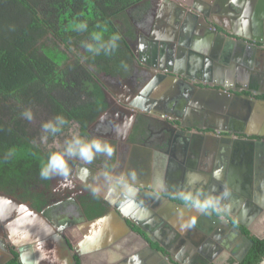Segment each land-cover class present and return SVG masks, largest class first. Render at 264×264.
I'll return each mask as SVG.
<instances>
[{
  "label": "water",
  "instance_id": "95a60500",
  "mask_svg": "<svg viewBox=\"0 0 264 264\" xmlns=\"http://www.w3.org/2000/svg\"><path fill=\"white\" fill-rule=\"evenodd\" d=\"M147 1L148 0H144L142 3H146ZM224 1L225 0H215L213 4H208V2L206 1H202L201 3H203L206 7H213L212 12L214 14H223ZM139 5L140 4H137L136 6ZM164 8L168 11H171L169 13V16L166 18L164 17L166 13L165 11H159L158 14L154 13L152 14V23L158 22L157 19H159L161 16L162 20L165 23L167 22L168 24L167 26L164 25L162 27H168L170 32H174V34H176V32L178 31L179 35V33L181 32L179 40L177 38V41H179L180 43L185 42L187 39H189L190 33L194 28L203 27L204 29H211L212 34L214 33L218 36L216 40H219L217 41L218 43H220L219 46H221V42L226 39L225 42H227L228 46L230 47L223 51V59L218 58V54H220L218 49H214L212 51L210 58H213L214 61H217V63L210 65L207 64L206 66V69L210 73L213 72L214 75L210 78H207L208 90H205L203 86L204 82H199V85L198 82H192L193 78L189 75L182 77L181 74L183 75L187 73L178 71V69H176V65L173 64L171 59L167 57L169 52L168 49H173V46H177L175 41L173 40V36L172 39H169L167 41L166 39H164V36L158 38V34L156 35V31H146L142 28L139 30L136 29V37L133 41L136 45H140V42L138 43V40L140 39L141 41V38L144 36V34L146 35V38L142 40V45L146 47L145 50L150 55V62H152V64L145 63L143 59L146 58L142 57L140 53L136 51L135 44L133 47V42L129 41V45L134 56V62L136 63V67L131 78L135 79L137 82L140 80L143 81L144 79L147 80V83L150 82L147 89H150L154 87L155 83H158L160 79L168 77L177 79L178 76V81L184 82V84L188 85V87L192 86V90L189 91L188 89L187 96L183 98H176V100L173 101V104L176 103L175 107H177V105L179 104L177 103L179 99L181 105H184L185 107L186 103H184L183 101L188 102L189 94L200 89L201 91L211 92L210 96L215 100L218 99L217 101L221 103V105L219 106L220 112L222 114L224 112L226 116L231 118L229 127H220L221 125H215L214 123H206L205 125H203L198 122L199 120L190 118L189 105L187 104L188 109L185 107L186 112L183 118L182 116L178 115V118L176 119L182 127L186 126V128H191L192 126H194V128H196V130L198 131H194V135L192 137H189L191 132H187V130L181 128L183 132L186 131L184 135L185 137L182 136L181 138H178V141H174L175 143H172V140L170 139H166L163 144H159L157 148L153 149L158 155L159 153L157 151H160L161 154H165L163 153V151L167 153L176 151L175 154L179 155L180 160L188 157V159L191 158L200 162V159H203L202 162H208L209 164L211 163L210 161H208L209 159H212L213 161L215 160L216 164L214 165V173L216 174V176H220V174L222 173V169L220 168L219 163L222 162L224 158L221 157L220 154H218L217 156L214 155L213 151L210 150L209 145L207 146V144L210 134L214 138H217L218 134L216 132H222L225 135L226 139L231 142L230 144H226V148L230 153L229 161L227 159L224 161L225 163H229V177L226 179V184H219L216 178L213 177L211 179V184L208 185L210 183L211 174H207V183L198 187L199 189H201L199 191H203L205 195L212 197H220L225 191L229 193L228 196L223 197L227 200L228 204H221L220 209L215 210L218 211V214L222 213V215L215 214L213 210L201 211L192 207L184 206L180 202L175 201L174 198L177 197V194H174V192H172L171 190V187H169L168 182L170 180L167 176H164V180L166 181L165 187H151L152 191L147 190L150 187H148V185H146L144 182L136 180L130 181L129 190H127V193H125L126 196L122 198L123 202H121L120 204L114 203L113 208L110 211L106 212L104 215L90 220L88 219V217H86V214L83 210L81 219H68L64 221V223L55 220L51 216L52 210H54V208L56 209V207L60 205V203L58 202L50 204L43 209L38 210L24 200L16 198L13 195L0 192V197L2 199H7L9 201V204H11L10 208H13L10 211V216L6 215L5 217H3V220L4 223H7V221L9 220V226L7 227L8 235L11 239V242L16 247V251L19 254V259L22 264H35V262H38L39 259L43 258H46L48 262L51 261L52 264H75L76 256L80 258L81 264H90V261L96 259L98 253H100V249H104L105 247L108 248L107 246L109 245L110 235L109 232L106 231V228L104 227V230L102 232L95 234V237L94 235H92L91 237L89 235H86L85 242L88 245L92 244V249L97 250L95 253H86L83 249L82 243V247L74 244L71 240H69L68 234L66 232L68 228L73 225H87L92 222L93 224H96L97 221L101 222L103 225H111L112 230L114 229L115 232L122 235L121 238H117V242L123 241L125 238L131 235L139 236L140 239L145 242V248L147 249L148 253H158V255L161 257V262H163L164 264H175L170 262V260H173L174 262L176 260L180 264H187L188 260H184V257L179 253H181L182 251L191 252L193 251V248L197 249V247L195 246L196 244L192 241V239H190L188 235L191 232H207L206 224L208 222H211L212 220L215 222L218 221L225 223L228 226L229 231L231 232L230 236H228L229 240H231L230 242L234 243V241H238L237 248L235 250L231 249V254L236 262L243 261L250 248L252 247L253 241L250 239V237L244 234L242 232V229L237 228L235 225H233L229 218H234L246 227L249 226L247 222L249 221V219L245 222L243 221L244 216L246 215V208H243L239 212H237L238 208L234 205L236 202L237 204H239L241 200L244 199L243 195L245 193L241 192L238 194L237 191H239V189L236 187V177L232 176L237 174L242 175V188L240 190L242 191V189H247L252 185L251 179L254 176V171L249 167L252 165L251 162L255 161L257 165L259 162L260 164L263 163L261 160H263L262 158L264 157V140L254 139L252 138V136H264V99L257 97V95L261 94L264 91V78L260 82L261 88L259 86L254 89V92L257 95H237L235 93L236 91L234 90L235 86H231L230 82H227L225 79L230 72L234 73V70L237 71V77H245V82L246 80L247 82H249V77L251 74H253L254 76L259 74V72L256 74L258 70H255V67L254 69H252L253 66L250 64V62L245 60L247 49L245 53L243 52V48H245V46H251L249 44L250 40L264 42V0H259L258 5L254 7V11L252 12V14L254 15V24L252 26H250V16H248L246 19L238 18L242 24V27H239L241 30L239 31V38H243L241 39V41L238 40V44H235V42L237 43V40L234 39V35H236V33L228 34L229 36L227 38L224 31H219L217 29V26L215 25L217 23L212 21L209 15V11L197 7L195 3L193 5H184L183 3L169 0L167 6ZM144 13V16H148L151 11L150 9H147ZM243 30L245 31L243 32ZM246 31L249 33H253V35H255V38H251V34H246ZM207 38H210V35L205 36L203 34L201 36V38L199 39V43H201V45L198 48H201L202 46L204 47V45L207 44ZM188 45L189 43L187 45L184 44L183 46H187L188 48ZM222 46L224 45L222 44ZM217 47L218 46L215 45L214 48ZM202 51L206 52L205 50ZM232 56L236 58H232L234 64H230L227 60H225ZM158 62L160 63L156 64ZM220 62L225 63L223 64ZM139 68L142 69L141 73L138 72L140 70ZM151 68L158 71H152ZM259 69L264 72V65H261ZM148 71H151L153 74V76L149 78V80L144 78V75L142 74V72L146 73ZM219 84L221 85L220 87L216 86ZM103 89L105 97L108 98L107 104H110L111 102L113 106H115L116 99L113 100V96L110 90H108L107 87H103ZM164 90L165 91H163V93L168 91L169 87L168 89ZM132 95H134L133 90L130 93V97L128 98L130 101H124L127 102L131 107L127 108V111L138 113L137 110L139 109H144V111L146 112L151 110V108H149L148 106L144 107V105H142L138 101V99L131 100ZM198 95L201 97H205L206 93H199ZM169 96L171 95L165 93L163 97L158 94H151V96L149 97H151L150 99L156 100V103H159V101L168 103L170 98ZM157 97L159 98L157 99ZM156 103L151 104L153 107H156V111L158 110L163 114H168V111L157 108L158 105H156ZM258 104H260L262 108H259ZM180 108H178V111H180ZM114 110L112 109V107L105 109L101 113L99 121H102L105 117H107V115L115 113ZM120 111L127 114L129 113L126 111V107L120 109ZM220 112H216L215 116L221 117L222 115ZM226 116L223 115L225 119L227 118ZM123 118L124 117H122V119ZM258 118L261 119V121L257 120ZM133 120L134 118L132 116V122ZM189 120L195 123L188 124ZM122 123H126V121L123 120ZM131 128L132 127H130V129ZM203 129H209V131H211L205 132ZM236 132L241 133L245 136L241 138L239 137V135H234ZM139 133V131H137V133L135 134L133 132L135 137L140 136ZM226 154H228V152H226ZM80 165H82L83 169H85L86 173L89 175L95 173L97 175V178H99V176L102 177L103 175L99 170H97L90 164L86 165L83 163L81 164L80 162ZM191 166L192 168H197L194 163L191 164ZM178 167H176V169L183 168L182 165H179ZM261 168H264L263 164ZM144 187H147V189H145ZM229 188H232L234 191H229ZM123 190H125V188ZM139 194L145 196V199H142L145 203H140L142 201L138 200V197H135L137 195L139 196ZM258 196H261V194L259 193ZM168 205H171V207L168 208ZM173 210L174 212H172ZM177 210H179L180 212V215L177 218L178 222L180 223L178 225H175L177 219L171 218L170 215L173 216V214ZM193 210H197L198 213L195 214ZM255 214L251 213L249 217H253ZM13 215L15 216L11 217ZM188 218L190 221L195 219V223L191 224L190 221H188ZM259 222H261V220H259ZM131 224L138 227L143 233L149 236L150 240H156V238L154 237L155 235L168 236L173 239L170 242L158 239L159 244L172 254V258L170 259L162 250L153 248L148 241L140 236L141 234L136 231ZM187 224H189V228L187 227ZM68 232L70 233V231ZM253 234L259 238H264V233L260 231H253ZM180 235H183V237L181 238ZM176 249H179V253L176 252ZM151 259L153 258H147L146 264H152L150 262ZM6 262V260H0V264H6Z\"/></svg>",
  "mask_w": 264,
  "mask_h": 264
},
{
  "label": "trees",
  "instance_id": "16d2710c",
  "mask_svg": "<svg viewBox=\"0 0 264 264\" xmlns=\"http://www.w3.org/2000/svg\"><path fill=\"white\" fill-rule=\"evenodd\" d=\"M143 1L0 0V190L42 209L50 180L39 178L40 161L48 150L57 149L56 143L63 142L70 131L89 136V125L107 107L99 73L132 74L134 56L129 40L136 34L131 18L144 14L147 2L143 5ZM77 21H87L90 31L97 22L106 21L109 32L121 35L118 51L111 57L81 62L80 42L88 33L72 30ZM121 61L128 65L127 70L120 66ZM29 107L34 112L31 122L20 115ZM56 114L65 115L69 127L63 134L42 139L41 124ZM9 148H15L16 155L4 161ZM102 159L97 157L99 162ZM98 200L96 196L84 200L88 219L107 212V206ZM243 230L253 245L243 261L230 258L227 264H259L264 258V238L246 227ZM13 254L6 264H22L18 253ZM75 264H81L79 257Z\"/></svg>",
  "mask_w": 264,
  "mask_h": 264
},
{
  "label": "flooded vegetation",
  "instance_id": "af4514ba",
  "mask_svg": "<svg viewBox=\"0 0 264 264\" xmlns=\"http://www.w3.org/2000/svg\"><path fill=\"white\" fill-rule=\"evenodd\" d=\"M203 0H195V4L199 8H203V10L209 11V15L212 19V21L216 22L215 24L217 26V29L221 31L219 28L221 26H224L225 24L222 25L224 20L218 21L214 20L215 14L212 12L213 7L211 8L204 6L203 3H201ZM147 4V3H146ZM145 5V3H143ZM193 5V4H192ZM155 12V11H154ZM154 12L150 13L148 16L143 17V22H138L136 19L133 20V25L135 26V31L136 29H144V27L141 25V23L144 25H148L149 27L152 26V17L151 14H154ZM156 13V12H155ZM151 18L150 20H148ZM158 26V25H157ZM156 27V26H155ZM154 27V28H155ZM225 27V26H224ZM205 31V30H204ZM228 35V34H227ZM229 36V35H228ZM253 38H255V35L251 34ZM136 37V36H135ZM238 38V37H237ZM135 39V38H134ZM243 38H238V40L241 41ZM130 41V40H129ZM132 42V41H131ZM140 42V47L146 48L144 45H142V41L140 39L138 40V43ZM251 46H245L243 48V52L246 53L245 60L250 62V64L256 68L255 70H258L256 76L253 74L250 75L249 77V82H245V77L240 76L237 77L238 80L236 82H230L231 85L235 86L234 90L236 91L235 93L237 95H244V94H249V95H257L254 92V89L260 86L261 88V80L264 78V72L259 69L261 65H264V42H259L255 40H250L249 41ZM135 44V43H134ZM258 50L259 52H256ZM256 54H261V58L259 56V59L257 60ZM244 59V58H242ZM145 63H151L150 58L149 59H143ZM160 62L156 63L159 64ZM138 66V65H137ZM160 66V65H159ZM136 67V63L134 62V69ZM140 69V68H139ZM142 69H140L138 72L141 73ZM134 70L132 74L128 77H120V76H114L110 73H107L105 71L101 72L98 74V80L101 82V85L103 87H107L108 90H110L113 100L116 99L115 106L110 102V104H107V108L112 107L115 113L118 109H122L126 107V111L128 110L127 108H131L130 105L127 103L130 101L128 98L130 97V93L132 90L134 91V95H132L131 100L138 99V101L144 105V107L148 106L149 108H152L151 104H155L156 100L150 99L151 94L152 95H160L163 97V95L168 93L169 96V101L168 103H164L163 101H159V103H156L158 105L157 108L161 110H166L168 111V114H159L160 116L154 117L149 114H144V112H141V110H137L138 113H135L132 111H127L129 112L124 113L121 111V114L123 115L122 120H112L109 118V116L105 117L102 121L100 119L101 116H99L95 121L91 123L88 127V134L89 136H99L107 140L108 142L112 143L116 147V153L111 159H108L104 156L101 162L97 161V158L95 159L96 163L93 162L94 164H91L93 167H95L97 170H99L103 175L102 177L99 176L97 178V175L93 173V175L96 177H90L87 175L85 169H83L82 165H80L79 160H72L71 163V171L70 174L67 177H61L60 180L55 179L56 177L50 179V185L49 188L46 189L47 193V201L43 205L42 209L50 204L53 203H60L56 209L52 210L51 216L55 219L60 221L61 223L68 219H81L82 217V211L84 210L86 214V209L84 206V200L89 199L91 200L93 197H97L104 205L107 206V212L110 211L113 208L114 205V197H116V200L118 201L115 204H120L123 202V199L127 193V190H129V186H122L119 184H116V176H121V175H127L128 172L130 171H135L136 172V181H141L145 182L147 180H153L156 173V169L158 166V163H153L151 161L150 155L148 151L144 148L147 144L154 148L155 144L159 146V144H163L166 139L172 140V143L177 140L178 138H181L182 136L185 137V132L181 130V128H184L185 130L190 131L191 134L189 137H192L194 135V131L196 128L192 126L191 128H186V126H181V124L178 122L176 118H178V108L182 107L180 99L178 100L177 107H175V104H173V101L176 100V98H183L188 95V89L189 91L192 90V86L188 87V85H185L184 82L178 81L177 79H174L172 77L168 78H163L160 79L158 83H155L154 87L147 89L148 85L150 82L147 83V80L143 81H136L135 79L131 78L133 75ZM144 75V78L148 79L153 76L152 73L142 72ZM263 74V75H262ZM200 79L201 76H199ZM240 78V79H239ZM247 78V77H246ZM206 82V81H202ZM208 85H205L207 87ZM220 87L221 85H216ZM165 93L164 89H168ZM264 88V86H263ZM162 91V93L160 92ZM197 94L199 93H206L207 95L205 97H201L198 95V105H202V100H205L209 104L210 108H206V116H207V111L210 109L211 114L209 113L210 117L207 116V118L202 119V121H198L200 124L205 125L206 123H211L215 125H221L220 127H229L230 126V121L231 118L226 116V114H223L220 112V105L221 103L214 98L210 96L209 91H201L200 89L197 90ZM190 95V94H189ZM212 95V94H211ZM262 95V96H261ZM168 97V96H167ZM166 97V98H167ZM172 97V98H171ZM257 97L264 99V91L257 95ZM159 97H157L158 99ZM172 99V100H171ZM108 98H106V101ZM128 100V101H127ZM161 100V98H160ZM127 101V102H124ZM186 103V101H183ZM174 106V107H173ZM160 112V111H159ZM221 113V117L215 116V113ZM114 113V114H115ZM161 113V112H160ZM113 113H111L112 115ZM212 115V116H211ZM224 116L227 118L225 119ZM132 116L134 118L132 122ZM143 116H146L148 119L143 118ZM125 120L126 123H122V121ZM147 120V123L145 124L144 121ZM135 121V122H134ZM212 121V122H211ZM217 121V122H216ZM197 122V123H198ZM195 122L190 121L188 124H194ZM234 125V124H233ZM130 127H132L130 129ZM247 128V126H246ZM245 128V129H246ZM130 129V130H129ZM137 130L140 132V136H134L135 133H137ZM204 130V129H203ZM129 131V132H128ZM133 131V132H131ZM205 132H210L209 129H205ZM218 134L217 138H214L211 134L209 135L208 138V144L210 150L213 151L214 155L220 154L221 157L224 158V160L230 159V153L226 148V144H230L225 135L222 132H216ZM234 135H239V137L243 138L245 135L236 132ZM206 137V136H205ZM120 138V139H119ZM254 139H259V140H264V136H252ZM207 140V138H206ZM176 142V141H175ZM174 142V143H175ZM63 143V142H62ZM154 146V147H153ZM228 152V154H226ZM261 160L264 165V157ZM203 159H200V162L195 160V159H188V157H185L182 161L183 163V168H185L186 172L189 171H198L200 172L203 176H201L203 184L207 183V174H211L210 176V183L211 184V179L214 177L216 178L217 182L219 184H224V180H220L221 178H218L220 176H216L214 173L215 166L209 168V163L202 162ZM195 164L197 168H192L191 164ZM82 164V162H81ZM251 166H249L253 171H254V179H251L253 181L258 180L259 182L264 181V168L262 169L260 162L255 163V161L251 162ZM228 165V164H227ZM226 165V171L225 174L227 176L228 168ZM109 167H111L109 169ZM217 167V166H216ZM107 173L109 176H111L113 179L109 180L107 176L105 175ZM172 173H175L174 171ZM224 176V175H223ZM224 176L223 178H226ZM74 177V183L70 182L71 178ZM227 179V178H226ZM116 182V183H115ZM242 183V182H241ZM226 184V181H225ZM41 185H37L40 189L44 190V187ZM69 187L71 191H66L64 192L65 187ZM150 187V186H148ZM259 185L256 184V188H258ZM59 188V189H58ZM93 188H99V195H93L92 189ZM125 188V190H123ZM147 189V187H144ZM143 188V189H144ZM256 188H254L252 185L248 187L247 189L244 190V199L243 202L239 203L240 206L237 210L239 212L241 209L246 208V215L244 216V222L249 219L248 222V227L245 225L239 223L237 220L234 218H229L230 221L235 225L237 228L242 229V232L244 233L243 227H246L248 230H250L251 234H253V231H259L261 226H264V219H260L259 215L264 214V197L259 201L258 199L261 196H258V192H256ZM62 190V194L55 195L56 190ZM147 190H151V187L148 188ZM229 191H234L232 188H229ZM0 192H4L3 190H0ZM6 193V192H4ZM8 194V193H6ZM239 194V192H238ZM11 195V194H9ZM16 197V196H15ZM138 200L142 201L140 203H145L144 200L145 196L142 194H139V196H135ZM18 198V197H16ZM76 198V199H75ZM20 199V198H19ZM22 200V199H21ZM98 200V201H99ZM175 201L180 202L182 205H184L181 201H179L176 197L174 198ZM234 200V199H233ZM25 201V200H24ZM28 202L32 207L33 204L30 201ZM138 203V204H140ZM221 204H228L227 200L225 198L222 199ZM237 202L234 204L236 207ZM11 204H9V201L7 199H2L0 197V260H6L7 262L11 259L14 258L13 252L16 251L15 245L11 242V239L8 235L7 227L9 226V220L7 223H4L3 217L6 215H9L11 210L13 208H10ZM185 206V205H184ZM35 208V207H34ZM41 210V209H40ZM195 214H197V210H193ZM215 214H218V211H214ZM253 213L255 214L253 217L249 215ZM218 215H222V213H219ZM10 216V215H9ZM15 215L11 216L14 217ZM86 217L87 214H86ZM258 217V219H256ZM95 219V218H94ZM195 220V219H194ZM261 220V222H259ZM188 221L189 218H188ZM246 222V223H247ZM189 223V222H188ZM136 231H138L146 241L150 243V245L158 250H162L170 259L172 258V254L165 249L163 246H161L158 242V239L168 241L170 242L171 239L168 236H154L156 240H150L149 236H147L145 233L139 230L138 227L134 226L131 224ZM103 228H106V231L109 232V245L107 246L108 248L100 249V253H98L96 259L90 261V264H146V259L147 258H153L150 260L152 264H164L161 262V257L157 254H149L147 249L145 248V242L140 239L139 236L136 235H131L125 238L123 241L117 242V238H121L122 235L120 233L115 232V230H112L111 225H103ZM187 227L189 228V224H187ZM138 229V230H137ZM206 229L207 232L203 233H197V232H191L188 236L192 241L196 244L195 246L197 249L193 248V251L188 252V251H182L181 253L178 252L179 249H176V252L179 253L184 257V260H188L187 264H227L228 260L230 258H234L231 254V249H236L238 241L234 243L230 242L229 240L230 236V231L228 229V226L225 223L222 222H215L211 221L206 224ZM69 230V229H68ZM71 230V229H70ZM69 234V233H67ZM245 234V233H244ZM71 235H68V238ZM181 238L183 235H180ZM174 237V236H173ZM177 237V236H175ZM71 239V238H70ZM116 241V242H115ZM175 248V247H174ZM17 252V251H16ZM18 253V252H17ZM19 256V254H18ZM78 257V256H76ZM170 262L175 263V264H180L175 260H170ZM35 264H52V262H48L46 258L39 259L38 262H35Z\"/></svg>",
  "mask_w": 264,
  "mask_h": 264
},
{
  "label": "crops",
  "instance_id": "0c3cea01",
  "mask_svg": "<svg viewBox=\"0 0 264 264\" xmlns=\"http://www.w3.org/2000/svg\"><path fill=\"white\" fill-rule=\"evenodd\" d=\"M173 1L183 3L184 5H187V4L192 5L195 3V0H173ZM203 1L208 2V4H213V2L215 0H203ZM258 1L259 0H225L224 5H223V14L215 13L214 20H215V18H216V20H218L220 22H221V20H224L222 25L225 24V22H227L224 25L225 27L221 26L219 28L221 31L225 32L227 38H228L227 34L236 33V35H234V39L237 40V43L235 42V44H238V38L240 36L239 31H241L239 27H242V24L238 18L246 19L248 16H250V26H252L254 24V21H253L254 15L252 14V12L254 11V7L256 5H258ZM168 2H169V0H148L146 8L150 9L151 13L155 11L157 14L159 11H161V12L165 11L166 13H165L164 17L166 18L169 16V13L171 12V11H168L167 9L164 8L167 6ZM147 9H145V10H147ZM144 14L141 13L139 15H136L137 18L135 16L134 18H131V19H132V21L136 19L138 22H141V20L144 17ZM151 17H152V14H151ZM150 19L151 18H149L148 20H150ZM157 20H158V22L152 23V26H150V27L148 25H145V23H144V25L141 23V25L144 27V29L146 31H150V30H152L153 32L156 31V35L158 34L157 35L158 38L164 36L165 37L164 39H166L168 41L169 39H172V36H173V40L175 41L177 46H173V49H168L169 52H168L167 57L170 58L171 61L173 62V64L176 65V69H178V71L183 72V73H187V74H183V75L181 74L182 77L189 75L193 78L192 82H198V83L202 82L204 80L206 82H204L203 86H204L205 90H208L207 87H205V85H208L207 78L212 77L214 75V73L213 72L210 73L206 69V66H207V64L210 65V64L217 63V61H214L213 58H210V55L214 49H218V51L220 52V54H218V58L223 59L222 58L223 51H225L229 47L228 43L225 42L226 39H224L223 42H221V46H219L220 43L217 42L219 40L218 39L216 40V38H218V36L214 33L212 34L211 29L208 30V29H204L203 27H196L190 33L189 39H187L185 42L180 43L179 41H177V38L179 40V38H180L179 36L181 35V32L179 33V35H178V31L176 32V34H174V32H170L168 27H165V28L162 27L164 25L167 26L168 24H167V22L165 23L162 20L161 16ZM152 21H153V19H152ZM142 22H143V20H142ZM132 24H133V22H132ZM132 26H133L134 33L136 34L135 26L134 25H132ZM155 26H157V27H155ZM244 31L245 30H243V32ZM201 32H202V35L203 34L205 36L210 35V38H207L208 42H207V44L204 45V47L202 46L201 48H198L201 45V43H199V39L202 36ZM245 33L249 34V35L253 34V33L247 32V31ZM250 37L253 38L251 35H250ZM134 38L130 39V41L133 42L132 43L133 47H134V43H135L133 41ZM144 38H146L145 34L141 38V41ZM188 43H189L188 48H187V46H185V47L183 46L184 44L187 45ZM170 44H172V43H170ZM222 44L224 46H222ZM215 45H217L218 47L214 48ZM135 49H136V51H138V53H140V55L142 57H144L146 59L150 58V55L146 52L144 47H140L139 45L135 44ZM199 49L205 50L206 52L199 50ZM247 50H250V49H247ZM256 52H259V51L256 50ZM231 53H232V51H231ZM259 53H261V52H259ZM259 56L261 58V54H256L257 60L259 59ZM232 58H235V57L232 56V57H229L225 60H227L230 64H234V61ZM150 61H151V58H150ZM220 63L224 64L225 62H220ZM202 68H203V70H202ZM151 70L152 71H158V70H154L153 68H151ZM236 72H237L236 70H234V73L230 72L227 75V78L225 80L227 82H231V83L236 82L238 80V78L236 76L237 75ZM149 73H152V72L149 71ZM199 76H201L202 79H200ZM177 80H178V76H177ZM199 85H200V83H199ZM160 92L162 93V91H160ZM196 92H198V91L196 90ZM196 92L190 93V95L188 96L189 100H188V102H186L185 107L188 109L187 104L189 105V116H190V118H192V119L194 118V119H197L199 121H202V119H204V118L206 119L207 116L210 117L209 113L211 114V112H210L211 110L209 109L207 111V116H206L205 110H206V108H210V106H209V104H206L207 102L205 100L201 101L204 104H202L201 106L198 105V99H197L198 94ZM185 107H184V105H182V107L180 108V111L177 112L179 116H182V118L186 112ZM258 107L262 108V106L260 104H258ZM155 108L156 107H152L151 110H149L148 112H146V111H144V109H142L141 112H144V114H149V115L154 116V117L160 116L159 114H162V113H160L158 110L156 111ZM118 111L121 112L120 109H118ZM201 112H203V113H201ZM123 115L124 114H121V113H119V114L113 113L112 115L109 114L107 116H109V118H111V120L113 117V120L117 121V120H122ZM143 118L148 119L146 116H143ZM257 120L261 121V119H259V118ZM144 123L146 124L147 120H145ZM154 146H155L154 148H152L148 144L146 146H144V148L146 149V151H148V153L150 155L151 161L153 163H158L157 169L155 170L156 173H154V175H155L154 179L153 180L150 179V180L145 181L144 183L146 185H148L150 187H155V186H158L160 188L165 187L166 181L164 180V176L165 177L167 176L170 180L168 182V185H169V187H171V190H172V192H174V194H177V192L179 190H184V189L201 190L198 187L201 186L204 181H202V179H201L202 178L201 176H203V175L200 172L194 171V170L186 172L185 168L176 169V167H178L179 165L183 166V163H182L183 159L180 160L179 155L175 154L176 151H171L170 153L163 151V153H165V154H161L160 151H157L159 153V155H158L153 150V149L157 148L158 146L156 144ZM164 155H166V156H164ZM208 161L211 162L209 164V166H210L209 168L213 167L216 164L215 160L213 161L212 159H209ZM224 161L225 160L220 162L219 166L222 169V173L220 174V177H221L220 180H224V185H225L226 178L229 177V175H228L229 172H227V176L225 174V171H226L225 168H226V165L228 164L227 168L229 171V163H225ZM173 171L175 173H172ZM162 174H163V176H162ZM87 175L92 177V178L95 177L93 174H91V175L87 174ZM223 175L226 176V178H223L224 177ZM232 177H236V181H237L236 187L239 189V191H237V192L244 193L245 189H242V191L240 190L242 188L241 182L243 180V176L240 174H237V175H234ZM73 178L74 177H72L71 181H70L72 183L75 182ZM252 179H254V178H252ZM256 184L259 185L258 188H256ZM252 186L257 189L256 192H258V194L259 193L261 194V197L258 199L259 201H261V199L264 197V195H263V193H264V181L259 182L258 180H255V181L252 180ZM113 200H114L113 201L114 203L118 202L116 200V197H114ZM242 202H243V200H242ZM239 206H240V204L237 205V208H239ZM167 207L170 208L171 205H168ZM172 212H174V210ZM179 213H180L179 210H177L173 214V216L170 215V217L173 219H177L180 215ZM259 217H260V219H264V214L259 215ZM256 219H258V217H256ZM90 220H92V219H90ZM177 222H178V219L175 222V225H178L180 223V222H178V223ZM84 225L85 224L73 225L70 228H68L69 230H67L66 233H69L68 231H70L69 234L71 236L69 237V240H71L74 244H76L79 247H82L81 246V243H82L83 249L86 253L87 252H89V253L94 252L95 253L97 250L92 249V244L88 245L85 242L86 241V235H89L90 237L92 235H94V237H95L96 233H100L104 229H103V227H101L102 224H98L97 226H96V224H92L93 225L92 230L84 231Z\"/></svg>",
  "mask_w": 264,
  "mask_h": 264
},
{
  "label": "clouds",
  "instance_id": "9594fccd",
  "mask_svg": "<svg viewBox=\"0 0 264 264\" xmlns=\"http://www.w3.org/2000/svg\"><path fill=\"white\" fill-rule=\"evenodd\" d=\"M78 33H88V38L80 42L83 53L79 54L81 62L96 57L113 56L120 47L121 35L118 31L109 32L107 22H97L95 28L89 30L87 21H77L72 28ZM75 51V49H73ZM122 68L127 70L128 65L121 61ZM21 117L29 122L34 119V112L31 107L25 108L21 112ZM70 121L63 114H56L50 119L44 121L40 128L42 139L47 140L49 137H56L63 134L69 127ZM116 153V147L99 136L82 135L78 131H70V135L64 139L61 146L55 150H48L47 155L40 161L39 178L41 180H50L54 177H67L71 171V161L79 160L83 164H92L98 156H104L111 159ZM16 155L15 148H9L3 155V160L8 161ZM109 180L113 178L105 173ZM116 182L122 186H130V181L136 179V172L130 171L127 175L116 177ZM93 195H99V188L92 189ZM225 191L220 197L205 195L199 190H179L177 199L185 206L192 207L201 211L218 210L221 207L223 197L228 196ZM191 224L195 221L191 220ZM264 264V259L260 261Z\"/></svg>",
  "mask_w": 264,
  "mask_h": 264
},
{
  "label": "rangeland",
  "instance_id": "374dc122",
  "mask_svg": "<svg viewBox=\"0 0 264 264\" xmlns=\"http://www.w3.org/2000/svg\"><path fill=\"white\" fill-rule=\"evenodd\" d=\"M61 145H62V142H57V143H56V146H57V147H59V146H61ZM90 165H91V164H90ZM55 179L60 180L61 177H56ZM58 189H59V188H58ZM58 189L55 191V195L62 194L63 191H64V192L66 191V193H68V191H71V190L69 189L68 186L65 187L63 191H62V190H58ZM26 210H27V209H26ZM95 222H96V221H95ZM263 223H264V221H263ZM92 224H93V222L90 223V224L84 225V231H90V230H92V227H93ZM98 224H102V223L97 221L96 226H97ZM102 226H103V224H102ZM102 226H101V227H102ZM259 231L262 232V233H264V226H263V225L261 226V228H260Z\"/></svg>",
  "mask_w": 264,
  "mask_h": 264
}]
</instances>
